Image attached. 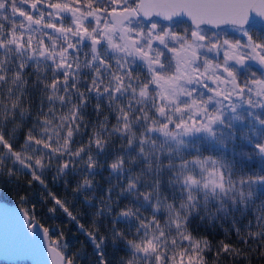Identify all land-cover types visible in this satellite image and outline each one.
I'll return each mask as SVG.
<instances>
[{"label":"snow or ice","instance_id":"snow-or-ice-1","mask_svg":"<svg viewBox=\"0 0 264 264\" xmlns=\"http://www.w3.org/2000/svg\"><path fill=\"white\" fill-rule=\"evenodd\" d=\"M4 195L52 264H264V0H0Z\"/></svg>","mask_w":264,"mask_h":264},{"label":"water","instance_id":"water-1","mask_svg":"<svg viewBox=\"0 0 264 264\" xmlns=\"http://www.w3.org/2000/svg\"><path fill=\"white\" fill-rule=\"evenodd\" d=\"M21 229L29 232L21 209L16 205L0 201V262L52 264V255L42 239H38L34 244H20L17 233Z\"/></svg>","mask_w":264,"mask_h":264},{"label":"trees","instance_id":"trees-1","mask_svg":"<svg viewBox=\"0 0 264 264\" xmlns=\"http://www.w3.org/2000/svg\"><path fill=\"white\" fill-rule=\"evenodd\" d=\"M256 166L257 167L259 166V162L258 161L256 162ZM104 175H107V172H105ZM70 179L74 180L75 177H70ZM55 190H59V189L57 188ZM0 200L5 201V202H7L9 204H12V205H16V206L21 208V206L17 203V201H16L14 196L4 195L3 197H0ZM37 211H38V213H42L44 211L43 206L42 205L38 206ZM254 212H255V208L253 207L252 209H250L249 215L244 217V220L250 219L251 218V214L254 213ZM237 218L239 219L240 217L238 216ZM49 222L51 223L52 221H49ZM55 222L56 223H60L62 225H67V220L64 217H62V216L56 217ZM229 226L230 225H229L228 221L227 220L224 221V227L227 228ZM66 231H67V228H66ZM73 231H75V229H73ZM200 232L202 234H206L208 236V238L211 239L213 242L225 239L224 231L219 226V223H217L214 228H208L206 226L205 227H201L200 228ZM84 239L85 238L83 236H80V237L73 236L71 232L68 235V242L73 248L79 247L80 242L83 241ZM230 239L232 241L236 240L235 233H233L231 235ZM109 252L111 253V248H109ZM91 253H92V248H91V245L89 244L87 246L86 253H85V256L83 258V264H90L89 255ZM0 264H6V263L0 262ZM20 264H29V263L26 262V263H20ZM228 264H233V261L229 260ZM235 264H242V262L240 260H236ZM253 264H259L258 259H254L253 260Z\"/></svg>","mask_w":264,"mask_h":264},{"label":"rangeland","instance_id":"rangeland-1","mask_svg":"<svg viewBox=\"0 0 264 264\" xmlns=\"http://www.w3.org/2000/svg\"><path fill=\"white\" fill-rule=\"evenodd\" d=\"M0 201H2V200H0ZM5 202V201H4Z\"/></svg>","mask_w":264,"mask_h":264}]
</instances>
